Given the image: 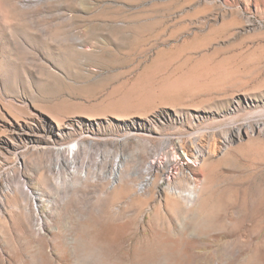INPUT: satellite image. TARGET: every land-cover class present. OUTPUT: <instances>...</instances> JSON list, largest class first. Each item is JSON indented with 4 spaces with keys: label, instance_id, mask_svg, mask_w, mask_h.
<instances>
[{
    "label": "rangeland",
    "instance_id": "374dc122",
    "mask_svg": "<svg viewBox=\"0 0 264 264\" xmlns=\"http://www.w3.org/2000/svg\"><path fill=\"white\" fill-rule=\"evenodd\" d=\"M0 264H264V0H0Z\"/></svg>",
    "mask_w": 264,
    "mask_h": 264
},
{
    "label": "built area",
    "instance_id": "2783aa9c",
    "mask_svg": "<svg viewBox=\"0 0 264 264\" xmlns=\"http://www.w3.org/2000/svg\"><path fill=\"white\" fill-rule=\"evenodd\" d=\"M156 161H152V164H154ZM161 164V163H160ZM178 175V172L176 170H173V168H170V170L165 174V180L171 181L173 178H175Z\"/></svg>",
    "mask_w": 264,
    "mask_h": 264
}]
</instances>
